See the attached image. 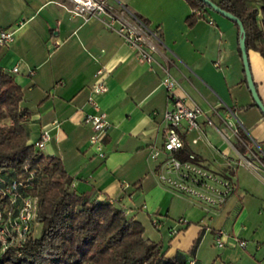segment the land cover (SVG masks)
<instances>
[{
	"label": "crops",
	"instance_id": "obj_1",
	"mask_svg": "<svg viewBox=\"0 0 264 264\" xmlns=\"http://www.w3.org/2000/svg\"><path fill=\"white\" fill-rule=\"evenodd\" d=\"M105 3L130 24L134 16L148 22L159 38L158 42L149 37L157 47L152 52L155 62H139L135 50L103 23L108 20L106 15L85 21L71 13L67 0H0V32H13L12 41L0 47V68L23 91L20 106L29 113L27 144L32 145L41 132L48 131L50 140L39 150L61 160L77 195L112 202L141 222L145 238L161 243L169 259L177 252L187 254L200 234L194 256L188 259L206 263L203 249L208 233L214 239L217 230H226L228 242L247 236L252 198L260 200L258 209L264 208V164L252 148L264 153V116L243 83L237 29L211 11L188 27L185 19L193 10L184 0ZM247 55L253 83L264 104V58L251 49ZM15 67L18 71L12 73ZM163 68L180 84L175 95L187 105L195 102L213 123L210 126L200 118L198 129L191 131L185 123L180 125L188 149L201 165L226 175L233 183L232 193L213 208L216 211L211 217L202 205L159 181L163 154L151 158L154 149H162L165 138ZM100 69L107 90L91 96ZM90 97L109 120L104 160L89 148L91 130L83 124L85 114L93 112ZM224 121L239 127L238 136ZM216 128L225 131L227 140ZM242 129L248 139L242 137ZM247 159L255 160L256 167L245 166ZM239 167L254 179L251 183L244 182ZM154 217L160 224L158 228L153 225L158 231L155 235L145 228L148 222L153 224ZM174 229L181 231L172 235ZM229 247L237 246L233 242Z\"/></svg>",
	"mask_w": 264,
	"mask_h": 264
},
{
	"label": "trees",
	"instance_id": "obj_2",
	"mask_svg": "<svg viewBox=\"0 0 264 264\" xmlns=\"http://www.w3.org/2000/svg\"><path fill=\"white\" fill-rule=\"evenodd\" d=\"M184 1L193 10L185 19L188 27L213 12L201 0ZM215 4L241 21L247 50L264 58V0H218ZM230 22L240 39L237 24ZM243 83L247 86L245 74ZM22 98L20 86L0 68V173L15 179L33 175L28 191L37 196L41 225L39 236L28 239L20 256L9 252L0 258V264H187L200 234L187 254L177 252L169 259L161 243L145 238L141 222L112 202L77 195L61 160L27 144L29 113L20 106ZM180 136L183 148L173 156L185 162L191 152ZM261 161L264 164V158Z\"/></svg>",
	"mask_w": 264,
	"mask_h": 264
},
{
	"label": "built area",
	"instance_id": "obj_3",
	"mask_svg": "<svg viewBox=\"0 0 264 264\" xmlns=\"http://www.w3.org/2000/svg\"><path fill=\"white\" fill-rule=\"evenodd\" d=\"M72 8L73 15L81 16L85 21L91 17L100 19L106 15L108 20L103 23L118 35L133 48L136 52L137 60L141 63L155 62L152 52H155L157 47L149 40L156 39L159 42L157 35L152 32L147 25L134 16V23L130 24L121 14L115 13L109 8L105 0H67ZM212 24V21H208ZM119 24L117 28L114 24ZM13 32L5 29L0 32V47H4L8 42L12 41ZM58 43H54L57 46ZM18 69L15 67L11 70L16 73ZM164 76L162 85L167 92V107L164 111L165 138L163 147L160 150H153L151 158L155 160L161 155H164L161 167L163 172L158 175L159 181L169 186L172 190L185 197L191 196L207 208H216L224 203L233 191V183L226 175H218L215 172L208 170L200 162L196 161V154L190 153L187 161H179L173 155L183 148V142L180 136V125L186 124L187 130L198 129V120L201 118L206 124L213 126L208 114H206L195 102L187 105L184 100L177 97L174 93L180 86L179 82L163 68ZM103 71L100 69L95 73L97 78L96 84L92 88L91 96L100 95L106 92L107 85L101 79ZM93 112L85 114L83 124L91 130V135L88 140V146L96 153L98 158L104 160V136L109 126V120L104 112H99L96 102L92 97L89 98ZM231 116V115H230ZM229 116V117H230ZM227 128L232 129L233 135L238 136L239 127H234L230 121H224ZM218 133L227 140V134L224 130L216 128ZM50 140L48 131H43L38 136V139L32 144L35 149L42 146ZM257 161V160H256ZM255 160H244L247 167H256ZM257 165L259 162H256ZM32 174L26 176L25 179H15L13 176L0 173V258L9 252L21 254V248L28 242V239L35 236V230L40 227L38 221V200L37 196L28 191L29 182L32 179ZM187 195V196H186ZM184 222V221H183ZM181 222V224L183 223ZM185 224V223H184ZM153 225L160 227L156 217L153 219ZM181 230H172L171 234L176 235ZM228 233L222 230H217L215 233V246L218 249L226 245ZM238 247H245L244 241H237ZM187 264H196L193 259H190Z\"/></svg>",
	"mask_w": 264,
	"mask_h": 264
},
{
	"label": "rangeland",
	"instance_id": "obj_4",
	"mask_svg": "<svg viewBox=\"0 0 264 264\" xmlns=\"http://www.w3.org/2000/svg\"><path fill=\"white\" fill-rule=\"evenodd\" d=\"M240 132L242 135L246 136V138L248 137L247 132L244 131L243 129ZM252 148H253V151H255L259 156H261L260 158L264 157L263 152L259 151L253 145H252ZM239 172L244 182L251 183L252 180H254L253 178H251V176L249 177V175H246L245 173L246 171H244V169L240 167H239ZM216 174L222 175L221 173H216ZM253 186L256 189V186L255 185ZM187 198H191L192 201L193 200L196 201V202H193L195 204L199 203L197 199L191 196H187ZM251 201L254 207L253 209L251 208L250 210V213H251L250 219H249L250 230L247 236L243 234L242 237L238 239L231 238V241L229 242L228 240H226V245L223 248L218 249L213 243L215 239V235L213 239L212 235L208 233L204 241V249H203L205 252V256H206L205 258L208 259V262L203 263V264H211L213 260H214L213 264H264V208L262 207L258 209L259 207L258 203L260 202V200L252 198ZM201 205L202 204L199 203L200 207L203 206L204 212L207 215V217H211V214L216 211V210H213L212 207L209 208V210H206L208 208H206V206L204 205L202 206ZM261 206H264V204ZM145 228L146 230H148V232L152 233L153 235L158 234V231H156L153 228V224L151 225L149 222L148 224H145ZM219 230H222L224 233L227 232L226 230H223V229H219ZM40 231H41V226L35 230V236H39ZM240 239L244 241L245 243L244 248L238 247L237 245L238 243L237 241H239ZM157 241H159V238H157ZM233 242L235 243L237 247L230 248L229 246H231Z\"/></svg>",
	"mask_w": 264,
	"mask_h": 264
},
{
	"label": "water",
	"instance_id": "obj_5",
	"mask_svg": "<svg viewBox=\"0 0 264 264\" xmlns=\"http://www.w3.org/2000/svg\"><path fill=\"white\" fill-rule=\"evenodd\" d=\"M203 1L206 6L211 9L213 12L215 13H219L220 16H223L224 18L228 19V20H232L235 21V23L238 26V30H239V35H240V39H239V50L241 53V58H242V64H243V68H244V74H245V78H246V82H247V86L249 88V91L251 93V96L253 98V101L256 105V107L260 110V112L263 114L264 116V104L261 102L262 100H260L255 85L253 83L252 80V76H251V71H250V66H249V61H248V55H247V48H246V44H245V30L243 27V24L241 23V21L236 18L234 16V14H230L222 9H220V7L213 3L211 0H201Z\"/></svg>",
	"mask_w": 264,
	"mask_h": 264
}]
</instances>
